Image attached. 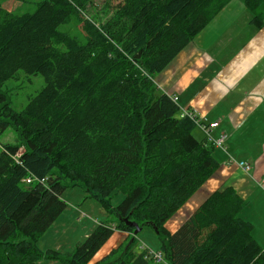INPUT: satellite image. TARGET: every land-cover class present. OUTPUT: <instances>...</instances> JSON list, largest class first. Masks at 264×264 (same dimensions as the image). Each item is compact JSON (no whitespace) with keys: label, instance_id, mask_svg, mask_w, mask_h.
<instances>
[{"label":"trees","instance_id":"16d2710c","mask_svg":"<svg viewBox=\"0 0 264 264\" xmlns=\"http://www.w3.org/2000/svg\"><path fill=\"white\" fill-rule=\"evenodd\" d=\"M229 1L38 0L33 10L10 11L0 0V135L12 127L19 142L0 147V264H264L231 186L210 193L175 231L165 226L219 163L215 147L194 135L195 119L152 77ZM244 4L261 27L264 0ZM91 6L101 14L89 15ZM21 70L45 84L16 110L2 87ZM74 186L108 217L71 252L40 249ZM116 192L123 197L114 206ZM144 227L165 263L145 259L151 250L133 248L135 237L90 263L115 230Z\"/></svg>","mask_w":264,"mask_h":264},{"label":"crops","instance_id":"0c3cea01","mask_svg":"<svg viewBox=\"0 0 264 264\" xmlns=\"http://www.w3.org/2000/svg\"><path fill=\"white\" fill-rule=\"evenodd\" d=\"M250 18L244 0H230L152 80L160 91L177 97L181 111L218 121L210 130L213 138L227 135L224 148L213 150L218 169L165 223L166 228L175 231L210 193L231 186L245 202L240 216L253 224V235L264 247V22L257 27ZM194 130L198 139L206 138L198 125ZM230 157L247 162L250 169L228 163ZM101 208H95L101 212L97 224L108 217ZM77 209L82 211L84 205ZM141 232L115 230L90 263L131 241L130 236L138 240ZM159 246L157 238L155 245L140 247Z\"/></svg>","mask_w":264,"mask_h":264},{"label":"rangeland","instance_id":"374dc122","mask_svg":"<svg viewBox=\"0 0 264 264\" xmlns=\"http://www.w3.org/2000/svg\"><path fill=\"white\" fill-rule=\"evenodd\" d=\"M38 0H4L3 7L10 11L29 9L33 10L35 2ZM98 10L102 12L103 7L99 1L96 6ZM89 15L97 17L101 12L94 10V6L89 8ZM103 16H100L101 19ZM45 84L44 78L41 74H27L24 71H19L15 78L7 80L3 84V90L7 94V101L11 107L16 110L22 109L28 101V97L38 92ZM194 135L199 137L197 132L194 130ZM4 143L18 144V139L15 131L12 127H8L0 135V147ZM21 146V145H20ZM202 193V190L198 192ZM85 193L79 186L69 187L64 190L61 198L66 202V208L61 212L54 223L39 237L37 244L46 248H52L59 252L68 253L71 252L85 237L95 228L97 220L100 219L101 215L97 207L99 204L92 198H84ZM123 195L120 192L114 193L112 197V204L117 205L122 199ZM83 206L84 209L79 211L77 206ZM103 210V208H101ZM101 220V219H100ZM153 234H151L150 233ZM141 232V231H140ZM133 240L134 236H130ZM136 239V238H135ZM157 236L148 227L139 234L138 240L133 248L136 250L142 245V243L149 246L156 244ZM142 242V243H141ZM129 244L130 239L125 240L124 243L120 244L119 252H123ZM118 252V253H119ZM115 253L111 258L117 256ZM39 264H60L57 260L40 259Z\"/></svg>","mask_w":264,"mask_h":264},{"label":"built area","instance_id":"2783aa9c","mask_svg":"<svg viewBox=\"0 0 264 264\" xmlns=\"http://www.w3.org/2000/svg\"><path fill=\"white\" fill-rule=\"evenodd\" d=\"M172 98H173L174 101H176V99H177V97L175 95H172ZM181 113H182V115H188L189 117L195 119L197 125L205 133L207 141L209 143H211V145L213 147L221 148V149L224 148V142H225L226 137H227V135L225 133L219 134V136L216 137V138H213L210 135V130L218 125V121H210V120L205 119V118L204 119H198L195 116V114H194L193 111L182 110ZM22 151H23V145H21L18 148V150L16 151V153L13 155V158L15 160H17L18 157L21 155ZM228 163H235L238 167H241L245 171H248L250 169V165L247 162H245V161H236V160H234L231 157L229 158ZM33 180H37V179L36 178H32V177H28V178L25 179V181L28 182V183L32 182ZM39 181L40 182H43L44 179H39ZM150 254H151V256H150ZM150 254L147 253L144 256V258L145 259H150L152 257L153 260L155 262H157V263L158 262L165 263L161 251H159V250H151V253Z\"/></svg>","mask_w":264,"mask_h":264},{"label":"water","instance_id":"95a60500","mask_svg":"<svg viewBox=\"0 0 264 264\" xmlns=\"http://www.w3.org/2000/svg\"><path fill=\"white\" fill-rule=\"evenodd\" d=\"M138 231H139V230H138V229H136V230L134 231V234H137V233H138Z\"/></svg>","mask_w":264,"mask_h":264},{"label":"bare ground","instance_id":"6f19581e","mask_svg":"<svg viewBox=\"0 0 264 264\" xmlns=\"http://www.w3.org/2000/svg\"><path fill=\"white\" fill-rule=\"evenodd\" d=\"M166 262V261H165Z\"/></svg>","mask_w":264,"mask_h":264}]
</instances>
